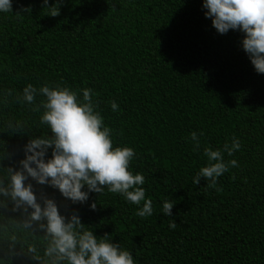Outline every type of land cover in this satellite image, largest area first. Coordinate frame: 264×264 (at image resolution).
I'll return each mask as SVG.
<instances>
[{
	"label": "trees",
	"instance_id": "1",
	"mask_svg": "<svg viewBox=\"0 0 264 264\" xmlns=\"http://www.w3.org/2000/svg\"><path fill=\"white\" fill-rule=\"evenodd\" d=\"M201 5L12 0V12L0 13V181L30 136L51 134L16 93L28 83L91 88L114 145L136 153L130 167L145 176L153 214L135 215L137 205L107 189L72 204L33 181L37 195H54L63 213L77 211L85 227L109 234L137 264H264V74L243 50V33H218ZM51 6L57 15L48 13ZM233 136L241 147L224 159L237 165L214 186L203 177L194 185L204 148H222ZM165 200L174 203L170 216L162 212ZM0 201V264H46L42 221H30L8 198Z\"/></svg>",
	"mask_w": 264,
	"mask_h": 264
},
{
	"label": "clouds",
	"instance_id": "2",
	"mask_svg": "<svg viewBox=\"0 0 264 264\" xmlns=\"http://www.w3.org/2000/svg\"><path fill=\"white\" fill-rule=\"evenodd\" d=\"M201 6L218 33L229 30L243 33V50L254 70L264 74V0H202ZM50 8L49 14H58L57 6ZM7 12H12V0H0V13ZM94 94L91 88L78 91L60 83H44L38 88L28 83L16 93L20 102L40 113L39 124L51 134L30 136L21 146L23 157L16 167L8 169L6 182L0 181V197L10 199L15 209L28 211L30 221H42L40 227L47 240L43 250L46 264H137V261L131 251L114 242L109 234L100 236L85 227L77 211L63 213L54 195L38 196L33 181L58 190L72 204L84 203L91 192L107 189L137 205L135 215L139 217L151 216L154 211L153 202L142 186L145 176L133 173L130 167L136 155L133 147L114 145L112 129L97 109ZM37 96L42 97L38 103ZM109 103L112 111L118 110L115 100ZM191 141L194 150L199 149L196 131L191 132ZM240 147L235 136L230 144L225 141L222 148L206 146V163L192 177V183L198 184L203 177L214 186L230 166L237 165L235 159L226 161L224 154L231 156ZM173 204L165 200L162 212L170 216ZM89 206L94 209L96 205ZM168 226L175 228V221ZM28 251L39 259L34 246L30 245Z\"/></svg>",
	"mask_w": 264,
	"mask_h": 264
}]
</instances>
